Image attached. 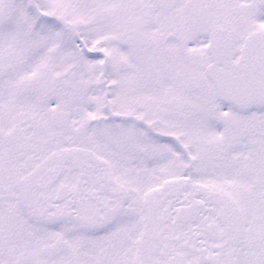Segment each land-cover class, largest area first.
I'll return each mask as SVG.
<instances>
[{"label":"snow or ice","instance_id":"snow-or-ice-1","mask_svg":"<svg viewBox=\"0 0 264 264\" xmlns=\"http://www.w3.org/2000/svg\"><path fill=\"white\" fill-rule=\"evenodd\" d=\"M0 264H264V0H0Z\"/></svg>","mask_w":264,"mask_h":264}]
</instances>
